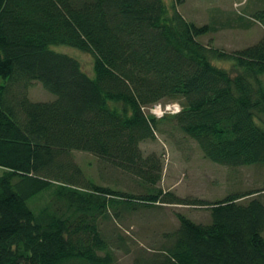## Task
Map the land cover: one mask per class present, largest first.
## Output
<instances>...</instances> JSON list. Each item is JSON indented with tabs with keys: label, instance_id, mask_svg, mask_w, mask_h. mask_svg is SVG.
<instances>
[{
	"label": "trees",
	"instance_id": "1",
	"mask_svg": "<svg viewBox=\"0 0 264 264\" xmlns=\"http://www.w3.org/2000/svg\"><path fill=\"white\" fill-rule=\"evenodd\" d=\"M182 2L0 0V264H119L115 249L129 237L106 232V221L207 204L159 185L163 156L141 145L164 122L214 162L264 163V36L232 52L206 44L229 24L188 20ZM261 2L250 17L264 27ZM59 46L92 54L94 73ZM33 82L54 97L33 100ZM171 99L179 112L148 111ZM74 151L133 176L139 191L99 183ZM254 192L210 202L208 222L177 212L178 226L137 249L132 264H264V201ZM43 193L36 212L29 201Z\"/></svg>",
	"mask_w": 264,
	"mask_h": 264
},
{
	"label": "rangeland",
	"instance_id": "2",
	"mask_svg": "<svg viewBox=\"0 0 264 264\" xmlns=\"http://www.w3.org/2000/svg\"><path fill=\"white\" fill-rule=\"evenodd\" d=\"M173 4L176 0H165ZM262 6L260 0H184L178 4L179 11L188 20L197 24L221 21L216 31L207 33L201 39L206 44L232 52L243 49L259 41L264 36V27L257 21L251 20L250 13ZM243 17V18H242ZM60 48V49H59ZM55 49L76 57L83 68L93 74L94 57L70 46H59ZM221 66L229 67L231 63L220 60ZM2 78L0 77V81ZM29 94L33 100H43L54 95L33 82ZM182 104L178 100L159 102L148 111L161 118L168 114L177 113ZM163 133L158 132L155 140H149L141 145L148 154H162L163 174L159 185L165 191H173L185 199H203L208 201L204 205H175L137 208L136 210L121 212L122 217L117 222L111 218L106 221V232L117 229L126 237L128 245L115 249L119 264H132L137 249L150 246L155 238H160L165 231L178 226L176 213L183 212L198 222H208L210 219L209 203L223 199L231 193L254 192L264 201V163L246 166H226L206 158L197 142L184 134L171 123L164 122ZM74 161L79 164L87 175H90L103 185H114L115 181L123 182V188L134 187L138 183L129 174L113 167L104 168L99 159L93 154L83 151L73 152ZM3 170L0 168V175ZM101 175L103 176L101 178ZM136 187V188H135ZM141 189V188H140ZM251 195V196H253ZM46 193L29 201L34 211L39 212L41 206L48 199ZM249 197V196H247Z\"/></svg>",
	"mask_w": 264,
	"mask_h": 264
}]
</instances>
